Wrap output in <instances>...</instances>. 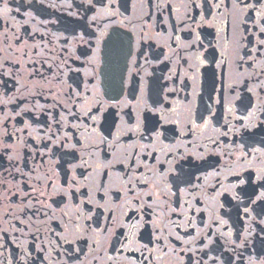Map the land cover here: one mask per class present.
I'll use <instances>...</instances> for the list:
<instances>
[{"label": "flooded vegetation", "instance_id": "flooded-vegetation-1", "mask_svg": "<svg viewBox=\"0 0 264 264\" xmlns=\"http://www.w3.org/2000/svg\"><path fill=\"white\" fill-rule=\"evenodd\" d=\"M0 264H264V0H0Z\"/></svg>", "mask_w": 264, "mask_h": 264}]
</instances>
